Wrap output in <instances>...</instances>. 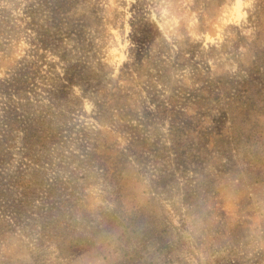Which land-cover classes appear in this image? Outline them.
Here are the masks:
<instances>
[{"label":"rangeland","instance_id":"1","mask_svg":"<svg viewBox=\"0 0 264 264\" xmlns=\"http://www.w3.org/2000/svg\"><path fill=\"white\" fill-rule=\"evenodd\" d=\"M0 264H264V0H0Z\"/></svg>","mask_w":264,"mask_h":264}]
</instances>
